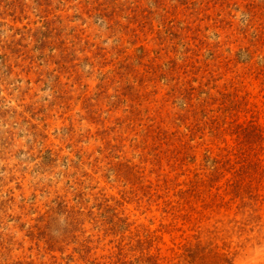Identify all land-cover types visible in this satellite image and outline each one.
Segmentation results:
<instances>
[{
  "label": "rangeland",
  "instance_id": "rangeland-1",
  "mask_svg": "<svg viewBox=\"0 0 264 264\" xmlns=\"http://www.w3.org/2000/svg\"><path fill=\"white\" fill-rule=\"evenodd\" d=\"M0 264H264V0H0Z\"/></svg>",
  "mask_w": 264,
  "mask_h": 264
}]
</instances>
